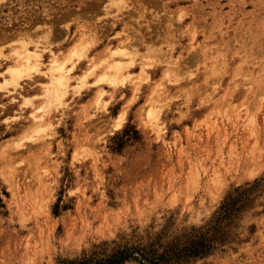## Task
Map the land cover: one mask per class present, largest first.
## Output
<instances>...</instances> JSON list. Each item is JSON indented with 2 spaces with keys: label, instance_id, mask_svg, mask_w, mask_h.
I'll list each match as a JSON object with an SVG mask.
<instances>
[{
  "label": "rangeland",
  "instance_id": "374dc122",
  "mask_svg": "<svg viewBox=\"0 0 264 264\" xmlns=\"http://www.w3.org/2000/svg\"><path fill=\"white\" fill-rule=\"evenodd\" d=\"M80 38L58 100L0 87V264H264V0H7L0 81Z\"/></svg>",
  "mask_w": 264,
  "mask_h": 264
},
{
  "label": "bare ground",
  "instance_id": "6f19581e",
  "mask_svg": "<svg viewBox=\"0 0 264 264\" xmlns=\"http://www.w3.org/2000/svg\"><path fill=\"white\" fill-rule=\"evenodd\" d=\"M5 1H7V0H0V3H2V2H5ZM125 1H127V0H125ZM128 2H129V0H128ZM117 5V4H116ZM123 5H124V3H123ZM129 5V4H128ZM116 8H118L117 6H116ZM119 9V8H118ZM50 37V36H49ZM88 37H90V36H88ZM52 38V37H51ZM99 38V37H98ZM81 39V38H80ZM24 42V41H23ZM93 42H91L90 40H89V38H85V39H81V40H79V39H77V41L76 42H74L72 45H71V48H70V50H69V53L65 56V58L64 59H60V57H59V54H57L55 51H51V57H50V60H49V62L48 63H45L44 62V60L42 59V55H43V48L42 49H35V50H33V49H30V48H27V47H24V49H22L21 51L22 52H20L19 53V55H20V58L17 60V64H15V65H9V66H7L6 68H5V70L3 71V72H1V74H3L4 75V79H2L1 81H0V87H5L6 86V84H13L14 86H17L18 84H20V80L23 78V77H29V76H31L30 74H32V73H34V72H36V73H38V72H41V71H44L45 70V68H47L46 69V71L48 72L47 73V76L49 77V80L46 82L47 84L44 86V93H45V97H48L49 98V101H51L52 99L53 100H58L59 98H61V96L63 95V93H64V89H65V87L64 86H66L67 85V83H68V79H69V77H68V72L70 71V70H72L73 69V67H74V65H75V63H77V62H79L81 59H82V57L84 56V54L86 53V51L89 49V47H90V45L92 44ZM120 44H122V43H120ZM28 45V44H27ZM110 46V45H109ZM118 46V45H117ZM109 48V47H108ZM112 51V53H120V54H127V53H131V52H129V51H127V50H125V48L124 47H122V46H120L119 45V47H115L114 49H112L111 50ZM106 54V53H105ZM103 56V55H102ZM119 56V55H118ZM118 56L116 57V58H118ZM120 58H122V57H120ZM212 58H214V57H212ZM111 59V58H110ZM215 59V58H214ZM43 60V61H42ZM75 61V62H74ZM67 62H72V66H70V67H68L66 64H67ZM78 64V63H77ZM69 65V64H68ZM122 65H123V63L122 64H120V63H113V64H110L108 67H110V68H112L113 70L112 71H110V72H107V70L106 71H104V72H102L99 76H98V78H97V82H103L104 80H108L109 81V83H110V85L111 86H113V87H116V86H123V85H125L126 84V82H125V79H127L128 78V76H126V75H124V73H122V71H123V67H122ZM212 65H213V63H212ZM211 65V66H212ZM216 65H217V63H216ZM215 65V66H216ZM221 65V64H220ZM210 66V67H211ZM215 66H212V68L211 69H213V68H215ZM218 66V65H217ZM223 66V65H222ZM222 66H221V68H215V69H218V70H220V69H222ZM245 66V65H244ZM107 67V66H106ZM147 67V66H146ZM168 67V66H167ZM167 67H166V69L165 70H167ZM243 66H241V68H242ZM170 69V68H169ZM209 69V68H208ZM211 69H209L210 70V72H211ZM96 70V69H95ZM208 70V71H209ZM214 70V69H213ZM207 71V70H206ZM234 71V70H233ZM167 72V71H166ZM218 72V71H217ZM248 72V71H247ZM139 73H140V70H139ZM215 73V72H214ZM167 74V73H166ZM166 74H164V75H166ZM128 75V74H127ZM131 75V74H130ZM167 76V75H166ZM127 77V78H126ZM138 77H139V74H138ZM150 78V77H149ZM162 78V77H161ZM164 78V77H163ZM137 79V78H136ZM135 80V79H134ZM138 80V79H137ZM140 80V79H139ZM162 80V79H161ZM96 81L94 82V83H96ZM133 81V80H132ZM165 82V81H164ZM166 84V83H165ZM248 84V83H247ZM99 85V84H98ZM137 85V84H136ZM135 85V86H136ZM157 85V84H156ZM157 87H155V89H156ZM1 89V88H0ZM135 90V89H134ZM154 90V89H153ZM165 90H167V89H165ZM97 92H99V90L97 91ZM134 92V91H133ZM153 93H154V91H153ZM99 93H97V95H98ZM96 95V96H97ZM153 95V94H152ZM100 96H101V94H100ZM99 96V97H100ZM114 97V96H113ZM25 99L26 100H28V99H30V97H25ZM46 99V98H45ZM51 99V100H50ZM151 99V98H150ZM159 99V98H158ZM45 101V100H44ZM43 101V104L45 103ZM48 101V102H49ZM148 102H149V99L147 100ZM152 101V102H151ZM47 102V103H48ZM150 104H154V102H153V100L151 99L150 100ZM244 102V101H243ZM50 103V102H49ZM241 103V102H240ZM149 104V103H148ZM148 104L146 105V106H148ZM233 104H235V103H233ZM232 104V105H233ZM42 105V104H41ZM145 105V104H144ZM155 105V104H154ZM231 105V106H232ZM242 105H243V103H242ZM39 106V105H38ZM47 106H48V109H49V105L48 104H45V105H43V106H41V107H36L35 108V110L34 111H32L31 113L33 114V116H34V114H35V112H38L37 111V109H39V112H43L44 111V113L42 114H38V116H34V118H39L40 120H43V118H45L44 117V114L46 113V111H45V109L47 110ZM125 106V105H124ZM150 106V105H149ZM148 106V107H149ZM216 106V105H215ZM214 106V107H215ZM143 107V106H142ZM145 107V106H144ZM158 108V107H157ZM215 108H217V107H215ZM121 109H123V108H121ZM145 109V108H144ZM214 109V108H213ZM124 110V109H123ZM141 110V109H140ZM143 110V109H142ZM147 110V109H146ZM216 110V109H215ZM147 111H148V113H147ZM146 111V113H145V115H147L148 117H151L152 115H153V113L155 112V109L153 108V107H151L150 106V108H149V110H147ZM217 111H219V110H217ZM125 112V111H124ZM143 112V111H142ZM142 112H139V114H141ZM145 112V111H144ZM49 114V113H48ZM143 114V113H142ZM161 114V113H160ZM250 114V113H249ZM123 112H122V114H120L119 115V117H118V121H117V124H116V126L118 127V126H120L121 125V120H122V118H123ZM156 116H157V112H156V114H155ZM46 116V115H45ZM146 116V117H147ZM248 116H250V115H248ZM247 115H246V117H248ZM253 116V115H252ZM144 117V116H143ZM142 117V118H143ZM147 117V118H148ZM205 118V117H204ZM204 118L202 119L203 121H204ZM250 120V122H251V116L250 117H248ZM47 119V118H46ZM145 119V118H144ZM148 120V119H147ZM150 120H152V118H150L148 121H150ZM247 121V120H246ZM248 121V122H249ZM254 121V120H253ZM252 121V122H253ZM46 122V121H45ZM152 122V121H151ZM248 122H246V123H248ZM249 122V123H250ZM145 123H147V121L145 120ZM149 123V122H148ZM40 124V123H39ZM143 125H144V123H143ZM146 125V124H145ZM37 126V125H36ZM114 126V125H113ZM161 126V125H160ZM41 128V127H40ZM36 129V128H35ZM152 129V128H151ZM37 130L39 131V130H41V129H39V128H37ZM157 134V133H156ZM28 137H30V135L28 134V133H26V134H20V138H22V139H24V138H28ZM29 139V138H28ZM27 146V145H26ZM3 151V150H2ZM190 173V172H189ZM196 173V172H195ZM195 175H197V174H195ZM199 175V174H198Z\"/></svg>",
  "mask_w": 264,
  "mask_h": 264
},
{
  "label": "trees",
  "instance_id": "16d2710c",
  "mask_svg": "<svg viewBox=\"0 0 264 264\" xmlns=\"http://www.w3.org/2000/svg\"><path fill=\"white\" fill-rule=\"evenodd\" d=\"M109 260H111V259H109ZM112 261H114V260H112ZM79 264H83V263H79ZM100 264H104V263H100ZM106 264H112V262L106 261Z\"/></svg>",
  "mask_w": 264,
  "mask_h": 264
}]
</instances>
